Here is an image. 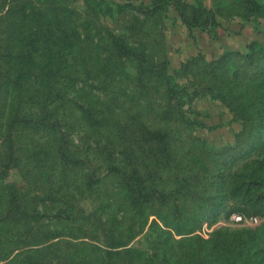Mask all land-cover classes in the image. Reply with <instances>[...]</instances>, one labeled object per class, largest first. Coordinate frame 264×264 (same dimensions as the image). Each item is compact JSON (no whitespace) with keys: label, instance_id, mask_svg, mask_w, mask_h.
<instances>
[{"label":"rangeland","instance_id":"rangeland-1","mask_svg":"<svg viewBox=\"0 0 264 264\" xmlns=\"http://www.w3.org/2000/svg\"><path fill=\"white\" fill-rule=\"evenodd\" d=\"M0 264H264V0H0Z\"/></svg>","mask_w":264,"mask_h":264},{"label":"crops","instance_id":"crops-1","mask_svg":"<svg viewBox=\"0 0 264 264\" xmlns=\"http://www.w3.org/2000/svg\"><path fill=\"white\" fill-rule=\"evenodd\" d=\"M232 25L233 24L226 22V26L224 27L221 26L217 29L222 31V33H224L225 36L217 37L216 39L215 38L212 39L210 37L208 38V36H206L208 39H206L205 41L206 43H208V46H210V48H214V47L216 49L218 48L217 49L218 51L237 50L243 47L245 48L247 43L253 41V39L256 38V34H253L252 31H251L252 34H249L250 29H248L249 27L247 25L241 26L240 24L239 26H236L237 29L234 28ZM187 31L188 30H186V32ZM251 36L254 38H252Z\"/></svg>","mask_w":264,"mask_h":264},{"label":"trees","instance_id":"trees-1","mask_svg":"<svg viewBox=\"0 0 264 264\" xmlns=\"http://www.w3.org/2000/svg\"><path fill=\"white\" fill-rule=\"evenodd\" d=\"M39 1L43 2L45 0H39ZM11 13H12V15L17 14L19 17L21 16L22 18H25V19L29 18L30 21L32 23H34V24H35V22H37V21H39V20H41V19L44 18L43 15H41L39 13L32 12V11L29 14H24L23 12H17V13L11 12ZM249 14H250V12H249ZM180 18L183 21V23L186 24L187 28H192L193 25H191L190 22H187V20L184 17H182V16H180ZM212 25H216L218 27H221V26L224 27V26H226V22H221V21L215 20V21H212ZM35 29L36 28H33V27L30 29V32H29L28 36L25 38L24 43L22 45L24 47V49H23V51H21L19 53V57H25V55H27V56H30L31 55L32 56V54L35 52L34 51L35 50L34 48L36 47L37 43H40L37 40L38 38L34 37V36L37 35V30H38V29L37 30H35ZM11 33L13 34V39H14L13 41H15V38L16 37L14 38V36H17V35L15 34V31L14 30H12ZM10 34H9V39L12 38V36ZM14 45L15 44L11 43L10 49H12ZM246 56L249 57L248 55H246ZM224 57H225V55H224Z\"/></svg>","mask_w":264,"mask_h":264},{"label":"built area","instance_id":"built-area-1","mask_svg":"<svg viewBox=\"0 0 264 264\" xmlns=\"http://www.w3.org/2000/svg\"><path fill=\"white\" fill-rule=\"evenodd\" d=\"M233 221H235V222H243V221H245L246 220V218H244L242 215H240V214H236V215H233ZM248 223L249 224H255V223H257V217H255V216H253V217H250L249 219H248Z\"/></svg>","mask_w":264,"mask_h":264}]
</instances>
